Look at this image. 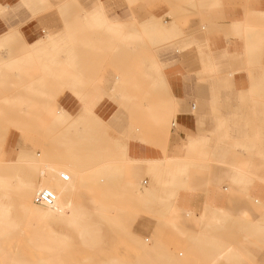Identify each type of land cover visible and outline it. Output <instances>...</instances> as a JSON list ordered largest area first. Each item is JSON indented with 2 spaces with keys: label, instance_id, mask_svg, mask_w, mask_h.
I'll return each instance as SVG.
<instances>
[{
  "label": "rangeland",
  "instance_id": "obj_1",
  "mask_svg": "<svg viewBox=\"0 0 264 264\" xmlns=\"http://www.w3.org/2000/svg\"><path fill=\"white\" fill-rule=\"evenodd\" d=\"M106 4L42 3L33 14L42 20L41 37L27 42L31 37L17 27L0 35V264H191L209 255L192 248L250 243L251 234L264 244V222L250 219L264 218V201L249 196L246 183L226 185L240 192L236 210L229 205L196 215L177 207L179 192L201 188L196 177L203 164L264 166V124L258 123L264 108L247 109L257 122L247 126L248 140L235 139L231 110V119L212 126L208 137L181 146L206 156L128 159L107 138L94 106L107 94L118 104L136 101L137 78L98 75L107 64L133 63L117 58L142 53L145 99L165 101L157 58L173 50L174 40L152 14L139 30L117 22L124 18L107 13ZM27 51L32 61L20 59ZM123 111L136 128L137 109ZM222 112L215 107L210 116L223 120ZM166 127L169 132L171 120ZM43 188L54 192V203L34 202Z\"/></svg>",
  "mask_w": 264,
  "mask_h": 264
},
{
  "label": "crops",
  "instance_id": "obj_2",
  "mask_svg": "<svg viewBox=\"0 0 264 264\" xmlns=\"http://www.w3.org/2000/svg\"><path fill=\"white\" fill-rule=\"evenodd\" d=\"M53 1L58 0H0V35L17 27L26 30L31 37V41L24 37L27 42L41 37L37 34L44 31L42 20L33 14L39 11L42 3ZM104 7L107 13L124 18L117 21L123 26L137 24L131 27L139 30L146 28V18L152 14L156 22L170 30L174 40L173 50L157 58L166 79L165 101L145 99L147 65L142 53L132 54L133 58H117V61L133 63L107 64L104 73L98 75L116 80L119 76L137 78L136 82L132 80L133 86L137 84L136 101L124 100L118 104L107 94L94 106L105 123L107 138L116 144L115 149L123 147V155L135 162L206 156L205 150L192 153L181 146H190L194 140L208 137L212 126L231 119L228 115L231 110L234 114L231 123L237 127L235 139H249L247 126L257 122L247 115V109L264 108V100L252 101L256 98L254 94L264 93V84H261L264 76V0H136L132 4H127V0H107ZM129 90L128 87L126 91ZM64 101L68 106V101ZM215 107L223 110L221 115L226 116L223 120L210 116ZM124 108L137 109L136 128L127 122ZM147 109L154 111L147 112ZM151 119H157L158 123ZM262 119L258 123L264 124ZM169 120L172 128L167 132ZM212 155L219 157L220 154L216 151ZM200 172L203 175L196 177V182L202 183L201 188L179 192L177 207L196 215L211 208L225 210L229 205L236 210L242 205L240 192L237 187L228 190L226 185L238 183H246L247 194L264 201L262 165L203 164ZM240 173L256 178L238 176ZM211 180L216 184L207 185ZM250 219L261 221L259 225H263L264 218L258 214ZM250 236V243L197 247L201 250L192 248L194 252L209 255H201L202 260H193L191 264H264V244L254 243L252 234ZM220 253L228 255L214 261L215 255ZM187 264L190 263L187 261Z\"/></svg>",
  "mask_w": 264,
  "mask_h": 264
},
{
  "label": "built area",
  "instance_id": "obj_3",
  "mask_svg": "<svg viewBox=\"0 0 264 264\" xmlns=\"http://www.w3.org/2000/svg\"><path fill=\"white\" fill-rule=\"evenodd\" d=\"M67 176H64L66 178ZM56 200V196L54 192H52L50 189L43 188L40 189L34 197V202L36 204H43V205H50L54 203Z\"/></svg>",
  "mask_w": 264,
  "mask_h": 264
},
{
  "label": "bare ground",
  "instance_id": "obj_4",
  "mask_svg": "<svg viewBox=\"0 0 264 264\" xmlns=\"http://www.w3.org/2000/svg\"><path fill=\"white\" fill-rule=\"evenodd\" d=\"M20 59H23V60H26V62H29V61H32V56L30 55V53L27 51V52H24L22 55H21V58Z\"/></svg>",
  "mask_w": 264,
  "mask_h": 264
}]
</instances>
